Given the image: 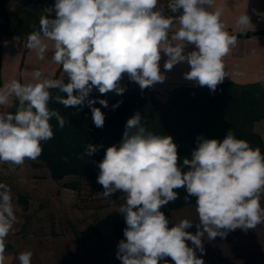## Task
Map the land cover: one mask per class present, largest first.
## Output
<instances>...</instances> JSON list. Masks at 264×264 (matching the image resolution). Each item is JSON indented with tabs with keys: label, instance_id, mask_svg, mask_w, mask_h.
<instances>
[{
	"label": "clouds",
	"instance_id": "clouds-1",
	"mask_svg": "<svg viewBox=\"0 0 264 264\" xmlns=\"http://www.w3.org/2000/svg\"><path fill=\"white\" fill-rule=\"evenodd\" d=\"M214 5L215 0H167L166 6L160 0H54L40 16L38 30L27 35L26 47L43 61L49 53L46 41H51L50 62L62 67L68 82L64 75L56 79L34 70L31 81L10 79L0 86V107L17 102L14 113L0 111V163L22 166L41 156L42 142L54 137L50 121L55 118L61 129L68 123L49 108L53 99L78 111L86 105L94 125L102 128L105 114L94 105L107 108L108 101L89 96L94 89L123 95L125 74L143 91L163 83L175 65L187 63L184 78L215 92L229 76L224 58L238 39L226 29L224 8ZM256 15L264 20V13ZM235 24L240 34L255 30L247 11ZM189 45L193 50L186 52ZM52 89L66 98L53 97ZM141 120L139 112L127 120L120 144L107 147L98 164L100 194L109 199L119 191L124 200L118 212L126 227L116 251L121 264H170L166 258L172 264H205V242L264 224V153L259 147L228 130L222 140L198 137L190 158L181 163L173 138L148 131ZM99 147L88 143L80 158L92 157ZM181 188L185 204L195 198V222L173 223L162 211L179 198ZM16 223L11 187L0 182V264L8 260V236ZM193 227L194 233L188 231ZM32 257L26 249L16 260L32 264Z\"/></svg>",
	"mask_w": 264,
	"mask_h": 264
},
{
	"label": "trees",
	"instance_id": "trees-1",
	"mask_svg": "<svg viewBox=\"0 0 264 264\" xmlns=\"http://www.w3.org/2000/svg\"><path fill=\"white\" fill-rule=\"evenodd\" d=\"M8 1L0 0V46L3 37L18 38L20 42L24 40L26 43L27 35L38 30L39 18L44 14L36 16L24 10L21 17L19 13H15L10 19L7 14ZM25 1L35 3L39 0ZM169 14L167 11V15ZM255 34H264V31L236 36L247 38ZM51 94L53 97L58 94L65 98L67 96L66 93H59L57 89H52ZM89 98L108 101L107 108L98 102L94 105L101 108L105 114L102 128L94 125L91 120V109L86 105L78 111L77 108H66L54 99L49 103V108L59 111L68 123L61 129L55 118L50 121L54 137L42 142V154L32 166H42L56 182L69 176L91 182L97 181L100 171L98 164L102 161L106 148L120 144L126 122L136 112L141 114V124L148 131L173 138L181 163L185 157L190 158L192 151L197 147L198 137L222 140L228 130H231L238 139L248 141L252 147H259L264 153L260 137L253 132L254 123L264 120V79L249 85L221 83L215 92L207 86L179 87L168 95L165 102L159 101L146 89L123 95L114 92L106 95L94 93L90 94ZM117 101L122 103L113 109L112 105ZM16 103L14 101L8 109L9 112H15ZM88 143L101 147L92 157L85 155L80 158ZM70 187L75 189V183ZM177 191L179 198L162 209L169 220L172 210L195 204L194 197L191 198V204H185L183 197L186 192L183 188ZM125 227L124 217L120 215L113 224L118 242L124 239Z\"/></svg>",
	"mask_w": 264,
	"mask_h": 264
},
{
	"label": "crops",
	"instance_id": "crops-1",
	"mask_svg": "<svg viewBox=\"0 0 264 264\" xmlns=\"http://www.w3.org/2000/svg\"><path fill=\"white\" fill-rule=\"evenodd\" d=\"M164 2L166 1H160V4L165 6ZM214 6L224 8L222 19L226 24V29L232 35H242L235 21L245 11L250 15L255 26L254 31L249 29L247 33L264 31V20L256 15V12L264 13V0H215ZM165 14L167 15L166 7ZM237 39V48L224 58L229 76H226L222 83L249 85L261 81L264 79V34H255L247 38L237 36ZM5 41H8L7 46L4 44ZM46 42L49 45V53L45 60L41 61L34 51L26 47L27 42L25 43L24 40L20 42L18 38L3 37L0 46L1 86L10 79H18L21 82L31 81L34 70H40L45 75L60 79L64 75L62 67L50 62L53 45L51 41ZM192 50V45L185 49L186 52ZM166 59L167 57L162 54L161 71H165L163 64ZM189 70L187 63L177 64L173 69L165 72L166 79L163 83H157L146 90L152 92L157 99L166 100L168 95L179 87L199 86L195 81L184 78V73ZM126 77L125 74L121 81V86L126 88L125 93H135L140 90L138 84L130 85ZM64 82H68L66 74ZM94 93L99 92L94 89L91 94ZM9 108L0 107V111H7ZM253 132L260 137L264 148V120L254 123ZM0 166L4 172L8 173V180L14 179V182H29L30 180L46 182L49 179L47 177L32 179L29 168L25 167L28 165L22 167L0 163ZM1 178L2 174H0V181ZM261 203L264 206V199ZM14 205L18 223L14 225L8 236L6 264H18L17 255L26 249L33 251L32 264H121L116 258L118 240L112 224V221L121 215L117 206L110 205L101 210L102 223L94 222L93 234L78 236L68 231L38 233L33 226L30 227L29 223L25 222L21 206ZM183 218L194 222L198 220L195 204L174 209L170 213V220L173 223ZM195 230V227L188 229L193 233ZM205 250L203 255L205 264H264V224L258 225L247 233L236 230L226 238L218 237L210 243L205 242ZM166 259L172 264L170 258Z\"/></svg>",
	"mask_w": 264,
	"mask_h": 264
},
{
	"label": "rangeland",
	"instance_id": "rangeland-1",
	"mask_svg": "<svg viewBox=\"0 0 264 264\" xmlns=\"http://www.w3.org/2000/svg\"><path fill=\"white\" fill-rule=\"evenodd\" d=\"M165 1L166 6L167 0ZM8 2L7 14L12 19L15 13H19L21 17L24 10L39 16L44 13L46 7L53 4L54 0H39L35 3H28L25 0H9ZM158 100L166 101L160 98ZM33 163L35 161L26 160L22 165V167L28 165L25 167L29 168L28 171L31 173L32 179H42L43 177L51 179L45 168L42 166L33 167ZM0 174H2L0 182L11 187L13 203L21 206L25 222L29 223L30 227L33 226L38 233L68 231L78 236L93 234L94 222L102 223L101 210L110 205H115L119 209L124 203L123 196L119 191L109 199H105L100 194L103 188L97 181L91 182L69 176L57 182L52 179H48L46 182L31 180L29 182H14V179L8 180V173L4 172L1 166ZM72 183H75V189L70 187ZM115 220L112 221V224Z\"/></svg>",
	"mask_w": 264,
	"mask_h": 264
},
{
	"label": "built area",
	"instance_id": "built-area-1",
	"mask_svg": "<svg viewBox=\"0 0 264 264\" xmlns=\"http://www.w3.org/2000/svg\"><path fill=\"white\" fill-rule=\"evenodd\" d=\"M126 81L130 84V85H137L135 82H130L129 80H128V78L126 77Z\"/></svg>",
	"mask_w": 264,
	"mask_h": 264
}]
</instances>
